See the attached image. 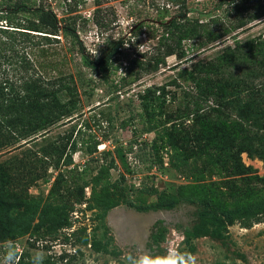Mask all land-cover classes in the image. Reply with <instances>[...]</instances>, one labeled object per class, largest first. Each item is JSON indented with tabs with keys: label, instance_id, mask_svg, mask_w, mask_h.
<instances>
[{
	"label": "rangeland",
	"instance_id": "obj_1",
	"mask_svg": "<svg viewBox=\"0 0 264 264\" xmlns=\"http://www.w3.org/2000/svg\"><path fill=\"white\" fill-rule=\"evenodd\" d=\"M31 1L83 50L26 36L70 113L0 153V264H264V0H187L193 22L153 36L172 0Z\"/></svg>",
	"mask_w": 264,
	"mask_h": 264
},
{
	"label": "trees",
	"instance_id": "obj_2",
	"mask_svg": "<svg viewBox=\"0 0 264 264\" xmlns=\"http://www.w3.org/2000/svg\"><path fill=\"white\" fill-rule=\"evenodd\" d=\"M172 3L177 11L165 18L156 15L154 20L150 21L152 27L148 36H153L157 31L155 24L157 27L169 30L178 28L180 23H189L193 20L189 17L192 11L188 7L187 0H172ZM242 4L241 0H214L212 9H225L236 13L241 11ZM16 15L25 17L15 21L13 17ZM2 22L5 24L4 27ZM29 32L44 35H57L56 33L62 32L83 50L75 31L66 25H61L51 9L36 5L31 0H0V58L7 64H13L10 72L0 70V153L15 148L20 149L29 142L35 141L37 137L46 134L49 127L59 123L70 113L58 104L55 97L58 91L54 90L48 80L28 73L29 67L24 57V50ZM42 37L45 40L49 38ZM121 44L120 39L111 42L96 59H90L84 52H81V55L87 64L104 66L118 53ZM256 44L262 45L260 49L264 53V41H258ZM65 147L64 143L54 148L63 152ZM14 257L15 254L12 255L11 260Z\"/></svg>",
	"mask_w": 264,
	"mask_h": 264
},
{
	"label": "built area",
	"instance_id": "obj_3",
	"mask_svg": "<svg viewBox=\"0 0 264 264\" xmlns=\"http://www.w3.org/2000/svg\"><path fill=\"white\" fill-rule=\"evenodd\" d=\"M7 264H9V263H7Z\"/></svg>",
	"mask_w": 264,
	"mask_h": 264
}]
</instances>
